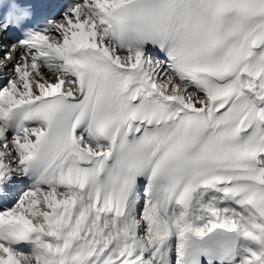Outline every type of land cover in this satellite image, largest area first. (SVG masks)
<instances>
[{
	"label": "snow or ice",
	"instance_id": "snow-or-ice-1",
	"mask_svg": "<svg viewBox=\"0 0 264 264\" xmlns=\"http://www.w3.org/2000/svg\"><path fill=\"white\" fill-rule=\"evenodd\" d=\"M0 264H264V0H0Z\"/></svg>",
	"mask_w": 264,
	"mask_h": 264
}]
</instances>
